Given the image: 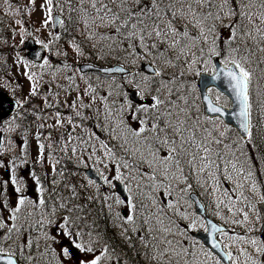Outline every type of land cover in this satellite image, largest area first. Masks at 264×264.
<instances>
[{"label":"snow or ice","instance_id":"1","mask_svg":"<svg viewBox=\"0 0 264 264\" xmlns=\"http://www.w3.org/2000/svg\"><path fill=\"white\" fill-rule=\"evenodd\" d=\"M34 2L30 0V3ZM4 3L7 4L8 0ZM76 4L78 6H74L73 0H44L42 27L59 25L67 31L65 20L54 15L57 8L62 15L67 6L69 13L77 14L75 22L87 30L81 35L87 41H95L92 43L94 49L101 42H109L107 54L119 49L126 54V63L137 69L131 71L123 65L105 69L127 77L123 83L113 85L117 96H123L119 108L115 107V101L109 107L107 97L101 98L105 105V118L112 121L104 130L125 155L118 156L114 150L117 145L109 147L101 140L100 149L115 165L116 174L112 179L103 172L99 175L113 189L116 187L113 181H118L127 193L126 200L115 192L105 199H114L116 204L126 203L129 214L120 218L124 224L131 226L133 233L143 232L139 240L152 253L150 259L154 264H223L224 260L228 264H264V239L261 238L264 228H247L244 234L228 235L215 223L208 221L210 228L206 226L198 214L181 211L184 205L190 209L193 203L199 204L191 198L194 176L204 194L213 197L217 216H221L223 206L233 217L237 213L242 215V220L234 218L232 224L251 223L249 212L236 206L239 201L246 204L257 221L264 219L257 203L244 194L245 185L251 182V191L258 197V203L264 205L260 186L251 168L245 167L248 162H241L240 156L224 143L228 125L224 124V130L219 131L215 127L216 120L201 117V109L189 101V96L196 92V85H189L185 79L189 74L201 76L202 73H210L213 81H226L238 104L239 111L234 114L240 120L239 126L250 136L252 105L249 87L254 76L250 65L257 53L264 54V0H76ZM68 20L72 21L71 15ZM50 35L52 40L48 43L41 40L35 43L45 50L49 49L53 41L61 39L58 33ZM20 44H25L23 37ZM71 47L78 55H84L75 40L71 42ZM33 55L42 59L43 62L38 65L41 69L49 66L48 58L41 57L39 51ZM23 62L26 66L29 63L26 59ZM140 62L145 63L146 71L139 70ZM257 64L264 65V55L257 59ZM32 66L37 65L33 62ZM25 75L29 81H34L35 74L26 72ZM124 84L133 86L135 100L127 91H122ZM89 90L91 86L84 94L88 95ZM212 91L208 89L209 93ZM37 94L38 84L33 82L30 95ZM203 99L207 102L208 113L225 114L223 108L227 102L225 100L224 105L220 104L224 99L222 93H216L215 102L208 95ZM23 104L24 101H15L17 109ZM69 106L75 108L76 102ZM80 107L88 105L81 103ZM59 115L56 113L57 117ZM76 115L81 116V113L77 111ZM14 119L12 117L6 122L9 132L16 130L12 125ZM68 122L72 123L71 117ZM60 123L57 118V124ZM205 123L212 124L213 128L203 127ZM217 131L219 138L214 135ZM92 137L99 140L95 133L89 139ZM68 139H74L71 133ZM5 140V136L0 134V155L5 148L11 150V142L6 144ZM26 144L27 140L22 139L21 153L25 157ZM213 144L217 147L214 148ZM84 145L85 150L92 147L94 156L95 146L87 141ZM39 149L42 154L44 145L40 144ZM76 151L73 147L74 155ZM240 152L243 154L242 149ZM101 162L97 158L96 163ZM26 164V159L20 160L19 164L15 160L7 163L0 160V169L9 172L7 180L0 177V264H103L108 255L107 246L97 254L92 234L87 233L89 240L83 242L85 233L75 226L76 220L70 215L54 219L55 206L51 213L46 211V190L34 172H29V175L35 181L37 195L35 199L27 195V181L16 174ZM104 167L107 168L108 164L105 163ZM121 169L128 174L125 175ZM224 182L231 187H224ZM9 183L16 194L14 206L10 196L6 195ZM53 183H58L55 177ZM88 183L91 185L95 181L88 179ZM71 191L73 196L77 195L75 187ZM233 193L236 194L235 200ZM59 207L64 209L67 206L61 202ZM37 209L42 210L39 219L34 218ZM74 210L67 208L69 213ZM175 216L187 222L184 231L173 218ZM29 218H32L31 223ZM25 224L28 226L25 227ZM197 227L210 237V249L207 251L202 244L189 246L185 243L188 231ZM33 228L40 231V237L32 235ZM53 229L55 235L52 234ZM127 231L124 229L121 235L130 239L126 236ZM216 234L231 242L223 244V248L236 247L238 254L223 251L221 255L222 245L214 238ZM41 237L43 249L40 246ZM53 245H59V252ZM76 252L85 255L78 258Z\"/></svg>","mask_w":264,"mask_h":264},{"label":"rangeland","instance_id":"2","mask_svg":"<svg viewBox=\"0 0 264 264\" xmlns=\"http://www.w3.org/2000/svg\"><path fill=\"white\" fill-rule=\"evenodd\" d=\"M0 3H4V0H0ZM4 4L5 6L3 7L5 8V12L1 14L0 17L5 19V23L0 26V29L5 31L3 34L9 33L8 39L12 40L14 43L16 52L15 57L12 58V62L10 64L15 66V68L18 70L17 74L20 77H23L25 76L27 69L22 62V60L25 59V54L21 49V38L23 37L25 41L27 39H33L34 41L41 40L45 43H48L50 40H52V36L50 35V33H52V27H42V21L45 18V10L42 7L44 0H35L34 3H30V0H8V3ZM66 7L67 6H65V9ZM55 12L60 13L58 8L55 10ZM18 20L21 21L20 24L16 23ZM21 29H23V32ZM56 43L57 42L55 40L50 44V46H52L55 50L54 56L57 58V60L65 61L63 58L57 55ZM261 55L264 54L257 53V56L252 59V63L250 65L254 72L250 94L253 108L255 109V119L253 123L251 122L254 138L249 147L250 149L257 148L259 150L260 158H258V162L259 165L263 166V168L260 167L259 171L262 181L261 183L258 182L257 185L260 186V194L264 195V65L257 64V59ZM141 63L143 62H140L139 64ZM128 67L132 69L135 68V66L131 65L130 63H128ZM35 73L38 76H35V83L38 84L40 99L44 106H46V104L48 105L47 107L51 109V112L44 115L37 125H29L27 127L17 125L18 120L22 117V114L19 112L20 115L16 117L18 119H14L12 122L13 127L16 129L12 132L7 131V121L3 123L2 126H0V129H2L4 132V136L6 138L5 143L7 144L11 142V150L9 151L7 148H5L3 152V158H1V160L6 163L15 160L17 164L20 163V160H27L26 166L19 168L16 174L18 176L22 175L25 178L27 181V195L30 198L35 199L37 195L35 191L36 184L29 175L30 168L28 156L25 157L21 153V140H27L26 152L29 148H31V152L33 154L32 158L34 161H36V159H40L41 154L39 145L43 144L44 149L42 156L44 157V162L46 165L44 166V169L38 173V178L46 190V197H48L46 211L51 213L53 206H55L56 212L55 216L53 217L54 219H59L64 215H70L73 220H76L75 226L78 227L80 231L85 233L83 242H87L89 240V236L87 235L89 230L85 222L81 221L82 216L85 214L84 211L87 209L89 210L87 217L90 219V227L92 219L95 221L99 220L101 222L100 226L108 228V231L119 240H124L125 242L128 240H135L136 233H133L131 231V226L124 224L123 220L120 218L121 216L126 217L129 214L127 205L116 204L114 199L106 200L105 197L113 196L114 192L112 187L106 183L103 188H98L94 184L90 185L83 174L86 169H93L98 174L99 172H103L104 175L109 179H112V177L116 174L115 165L105 156L103 150L100 149L101 140L108 144L109 147L117 145L116 141L110 140L108 132L104 130V127H107V125L112 123V121L105 118V105L101 98L107 97V103L109 107H112L113 102L115 101V107L119 108L120 104L123 103V96H117L114 87L111 86L112 84L114 85V83L111 81H103V83L97 81L96 79H91L88 81L80 77L77 70H68L62 68L59 65L53 66L50 61L49 66H46L43 69L38 67V69L35 70ZM69 77L72 79L70 80ZM197 78L198 76L189 74L185 79L189 85L193 83L196 85ZM24 81L27 91L30 92L32 84H30L27 79H24ZM123 81L115 84L119 85L123 83ZM89 86H91V90L88 91V95H85V90H88ZM131 88H133L132 85L124 84L122 91L128 92ZM43 90H45V93L42 92ZM110 92L111 95H109ZM216 93L217 92L215 91L210 93L214 101H216ZM191 96V102H193L196 105L195 107H197V104L199 103L198 93L195 92ZM73 102H76L75 108L69 106ZM81 103L88 105V107L81 108ZM220 104L224 105L225 99H222ZM181 106H183L182 102ZM77 111L81 113V116L76 115ZM56 113L60 114L59 117L56 116ZM69 117H71L74 122H67L66 120H68ZM57 118H59L61 121L60 124H57ZM215 127L219 129V131L224 130V127L219 123H217ZM39 128H41L42 131ZM211 128H213V125L210 127V129ZM69 133L72 134L74 139H68ZM92 133H95L96 136L99 137V140H97L95 137L89 139ZM214 135L219 138L218 131L214 132ZM223 139L224 143L230 145L232 150L240 156L241 162H244L241 159L240 149L243 151H247V149L242 148L238 141L234 140L231 136H229V139H225V137ZM85 141H87L89 145L95 146L96 153L94 156L92 155V147H88L85 150ZM49 145H51V147H49ZM212 146L214 148L217 147L214 144ZM73 147L77 149L75 155L72 153ZM114 150L117 152L118 156H123V152L119 150L118 145ZM97 158H99V160L102 162L96 163ZM71 163L74 166H77V171L74 170V174L69 172V177L66 178L64 176L65 172L62 169L65 168L66 164L71 167ZM105 163L108 164L107 168L104 167ZM245 167L247 168L246 165ZM97 169H99V171H97ZM121 171L124 172L125 175L128 174L124 169H121ZM8 176V171L5 169H0V177H2L4 180H7ZM53 177H55V180L58 183H53ZM191 182L194 185V191L197 192L204 203L208 216H210V218L215 222L227 226L235 234H244L247 228H260V221H257L255 214L246 206V204H241L239 201L236 202V206L249 212V219L251 223L246 225L232 224V219L236 218L242 220L243 217L240 213H237L236 216L233 217V215L229 213L228 210L223 206H221V216H217V209L213 197L204 194V189L196 184V178L194 176L192 177ZM223 186L231 187V185L227 182H224ZM73 187H75V191L77 193L75 196H73L71 191ZM133 191L135 193V188H133ZM244 194L248 196L253 203H257V205L259 204L258 197L251 191V182L245 185ZM6 195L10 196L11 202L14 206L16 194L13 191V186L11 183L7 184L6 186ZM235 195L236 194L233 193L234 200ZM61 202L65 203L67 207L61 209L59 207ZM109 205H111V208ZM67 208H74L75 210L69 213ZM41 211V209H37L34 213V218L39 219ZM181 211L193 213V206L189 209L186 205H184L181 208ZM169 215H171V212H169ZM84 216L86 217V214ZM222 217L224 218L222 219ZM173 218L176 220L177 224L181 226V231H184V226L187 224V222L181 220L179 216H175ZM31 219L32 218H29V223H31ZM27 226L28 225L25 224V227ZM124 229L128 230L126 236L130 239H125V236L121 235ZM98 230L99 229H96L95 234L92 231V234L95 235V237H92L91 235V239L95 242L97 254L100 250L105 248L104 242L106 235V232L100 231L98 233ZM198 230L204 232V230L199 227L188 231V239L185 241L186 244L189 246L197 244L190 239L189 234ZM52 234H56L54 229L52 230ZM251 234L257 235V233ZM32 235L34 237H40V231L37 228H33ZM140 235L141 234L138 233V236ZM218 239L222 246L223 244L231 243L224 236H221ZM64 243L67 244L68 241L65 239ZM40 246L41 249H43L44 241L42 237L40 239ZM53 247H55L57 252H59V245H53ZM224 249L226 251H231L233 255L238 254L236 247ZM249 251H251V249H249ZM148 252L151 256L152 253L150 250H148ZM75 254H77L78 258H83L85 255L79 252H76ZM88 256L90 257L91 254H88ZM200 259L203 260L204 257L201 255ZM103 264H112L110 255H107V257L104 258ZM209 264H211V262H209Z\"/></svg>","mask_w":264,"mask_h":264},{"label":"water","instance_id":"3","mask_svg":"<svg viewBox=\"0 0 264 264\" xmlns=\"http://www.w3.org/2000/svg\"><path fill=\"white\" fill-rule=\"evenodd\" d=\"M58 27H59V25L55 26V30H57ZM24 49L29 50V54H28L29 59H31L32 61H34L36 63L41 62L42 59H37L33 55L34 52L39 51L41 53V57H45V55H46L43 48H36L32 42L26 43L24 46ZM116 67H118V66L110 67V68H106V69H113ZM79 71L83 74L84 73H99L102 75H124L123 73L105 71V69H102V68H95L94 66H91V65H81V66H79ZM140 71H146L145 65H142L140 67ZM197 87H198L199 92H200L201 103L203 106L204 114L208 117H211V118H220L221 120H223V122L225 124L232 127L233 129H235L237 131V133L239 134V136L243 140H247L249 135L246 134L240 128V126H239L240 120L234 114V113L239 111V108H238L237 102L235 101L233 93L227 87V82L224 81L223 79L213 81L211 76H208L206 74H201V76H199V79L197 82ZM209 88L217 89L220 93H222L224 96H226L229 99V101L231 103V109H224L223 108V111L225 113L223 116H221L218 113H208L206 111L207 102L203 99V97L205 95H208L207 91ZM130 95H131L133 100L136 99L134 91H131ZM209 98L211 99L210 96H209ZM0 107L4 111L3 117H5V118L11 116L16 110L15 103L8 97V95H6L1 90H0ZM85 175L87 178L94 180L95 183L99 186H102L104 183L102 178L100 176H98L95 172H93L92 170L86 171ZM114 184L116 185L115 190H116L117 194L120 196V198L126 200L127 197H126L125 191L123 189V186L118 184V183H114ZM191 198H192V201H199L198 197L194 194H192ZM194 205H195V213L198 214L200 217H202L205 220L206 225L210 228V225H208L207 222L208 221H210L211 223H214V222L206 218L204 208H203L202 204L200 203V201H199V204L194 203ZM259 208L261 209L262 217H264V205L259 206ZM218 227H220V226H218ZM220 228H223V227H220ZM262 228H264V219H262ZM223 229L225 230V228H223ZM217 235L218 234L215 235V237H214L215 239H216ZM262 236L264 237V235H262ZM193 237L201 240L202 243L208 249H210V244L208 243L210 237L208 236V234L204 235V234L199 232L196 235H193ZM222 252H223V250H221V252H220L221 255H222ZM223 264H228V261L224 260Z\"/></svg>","mask_w":264,"mask_h":264},{"label":"trees","instance_id":"4","mask_svg":"<svg viewBox=\"0 0 264 264\" xmlns=\"http://www.w3.org/2000/svg\"><path fill=\"white\" fill-rule=\"evenodd\" d=\"M69 17V16H68ZM68 17L63 18L66 23L67 31L61 29V36H63L61 40L62 45V52L65 57H72L77 62H98V59H101L102 63H120L125 60L126 54L119 49L112 52L111 54H107L109 49L107 44L109 42H101L97 45V48L92 47V43L95 41H87L84 35H81V32H86L87 30L82 29L81 24L75 22L77 14L72 16V21L69 22ZM75 40L77 44L81 46V50L83 51L84 55H78L73 48L71 47V42ZM94 50H98L100 52V57L103 56L104 58H98L97 54H94ZM9 51L8 46L3 44L0 48V55H4L5 52ZM66 53V55H65ZM5 73L6 70L4 71ZM21 86V83L19 82ZM191 102V99H190ZM206 127L209 123L204 124ZM246 146H249L247 143ZM248 162H252V164L256 165V160L258 159L257 153L255 150L248 148V153L246 154ZM131 248L124 247L121 243H117L114 245V249L119 253V257L116 259V264H145L147 263V259L145 255H142L141 248Z\"/></svg>","mask_w":264,"mask_h":264}]
</instances>
